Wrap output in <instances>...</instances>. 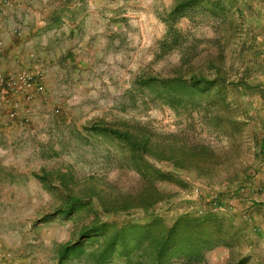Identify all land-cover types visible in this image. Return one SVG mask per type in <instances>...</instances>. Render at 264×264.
<instances>
[{
  "label": "rangeland",
  "instance_id": "374dc122",
  "mask_svg": "<svg viewBox=\"0 0 264 264\" xmlns=\"http://www.w3.org/2000/svg\"><path fill=\"white\" fill-rule=\"evenodd\" d=\"M188 2L16 0L0 16L16 36L1 67L46 75L31 121L0 126V252L152 264L138 226L214 212L238 235L199 264H264V0ZM195 75L223 81L230 105L161 85Z\"/></svg>",
  "mask_w": 264,
  "mask_h": 264
},
{
  "label": "trees",
  "instance_id": "16d2710c",
  "mask_svg": "<svg viewBox=\"0 0 264 264\" xmlns=\"http://www.w3.org/2000/svg\"><path fill=\"white\" fill-rule=\"evenodd\" d=\"M199 1L190 0V2L183 5H192ZM206 1L212 3V9L216 12V8L220 6L219 0ZM230 7L239 8L237 5ZM212 60L216 61V58ZM212 67L217 70L215 64ZM161 85L164 86L169 94L171 90H176L178 94L189 95L191 97H204L217 93L222 96L221 99L224 105H230V102H226L224 95L225 83L215 76L205 77L195 75L190 79L174 77L163 81ZM241 86L244 91L243 93H246L250 87L247 80H243ZM214 97L216 102V95ZM237 123L243 125L245 122L237 120ZM123 137L125 138V136ZM138 169L143 171L141 168ZM148 173L150 174V172ZM156 173L158 172H152V174ZM61 213L64 212H60L59 214ZM226 223L228 222L225 216L214 212L205 215H182L171 227L164 224L161 218H156L145 226H138V235L136 236L138 238V250L142 251V254H149L152 258V264H168L175 259L183 260V263L192 262L193 264H199L198 258H202L203 248L214 244L233 246V240L235 235H238V229L233 223L230 222L228 227ZM96 231L97 229L92 230L91 233L87 234V238H93L98 235ZM94 241V239L90 240L89 243H93ZM80 249L79 245L66 248L63 250L62 256L77 255ZM106 253L103 252L101 255L103 256Z\"/></svg>",
  "mask_w": 264,
  "mask_h": 264
},
{
  "label": "built area",
  "instance_id": "2783aa9c",
  "mask_svg": "<svg viewBox=\"0 0 264 264\" xmlns=\"http://www.w3.org/2000/svg\"><path fill=\"white\" fill-rule=\"evenodd\" d=\"M15 2L16 0H0V16L7 14ZM1 46L0 36V48ZM45 78L43 70L4 69L0 65V126L31 121L35 102L45 91ZM4 256L9 264H18L11 253H5Z\"/></svg>",
  "mask_w": 264,
  "mask_h": 264
},
{
  "label": "crops",
  "instance_id": "0c3cea01",
  "mask_svg": "<svg viewBox=\"0 0 264 264\" xmlns=\"http://www.w3.org/2000/svg\"><path fill=\"white\" fill-rule=\"evenodd\" d=\"M7 17H5V18H7ZM5 18H3V19H5ZM6 28H7V26H3L2 30L0 29V36L2 38L3 45L8 47V48L12 45L16 46L14 43V40H15L14 37H16L15 33L13 32V30L11 31L10 27L7 29ZM0 264H9V261L6 259V256H4L3 252H0Z\"/></svg>",
  "mask_w": 264,
  "mask_h": 264
}]
</instances>
